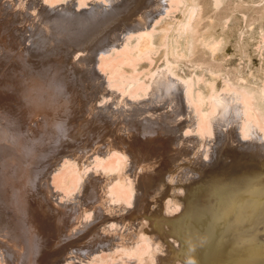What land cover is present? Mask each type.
<instances>
[{
  "label": "bare ground",
  "instance_id": "bare-ground-1",
  "mask_svg": "<svg viewBox=\"0 0 264 264\" xmlns=\"http://www.w3.org/2000/svg\"><path fill=\"white\" fill-rule=\"evenodd\" d=\"M7 2L0 4V264H25L33 253V264H264V84L226 79L218 92L215 80L176 74L180 39L189 57L196 47L205 15L199 0ZM95 40L106 47L90 50ZM200 44L211 55L226 46L218 35ZM159 53L163 68L151 73ZM28 86L38 87L39 117L24 109L38 99L22 93ZM31 122L35 139L45 134L39 123L46 135L93 122L111 130L105 137L106 127L94 129L91 140L106 138L98 145L56 149L44 171L40 157L35 177L45 189L30 185L20 196L16 179L26 182L46 138L28 144ZM171 216L183 223L176 227ZM70 227L75 238L61 239Z\"/></svg>",
  "mask_w": 264,
  "mask_h": 264
},
{
  "label": "rangeland",
  "instance_id": "rangeland-1",
  "mask_svg": "<svg viewBox=\"0 0 264 264\" xmlns=\"http://www.w3.org/2000/svg\"><path fill=\"white\" fill-rule=\"evenodd\" d=\"M1 1H3V5L5 7L8 6L7 0H0V4ZM198 3L199 5H201L200 8L201 12L202 13L204 12L205 15L201 17L196 27V40H195L196 47L194 48L193 55L189 57V47L186 45L187 41L184 37L180 39V43H181L180 52L184 53V58L180 61L179 65L177 66L176 74L179 77H191V78H194L196 75H199L202 77V80L204 81L215 80L218 92L219 90L223 89L222 88L223 85L225 86L223 82L225 81L226 83L227 81L226 79L232 81L235 84H241L242 82H246L249 86L252 85V87L253 86L258 87L264 84V39H263L264 35H262L264 33V19L261 18V15H263L264 13L263 12L264 0H221V4L219 5L218 9L213 8L212 0H199ZM17 4L18 1L16 2L15 5ZM0 12L3 13L1 10ZM173 14L175 15L173 16ZM173 14L171 15V17L174 20L177 18L178 12ZM129 20L132 19L128 18L125 21H120V23L128 24L130 22ZM197 21L198 19H196V22ZM52 22L53 21L49 20L42 24H53ZM60 32L62 33L61 30ZM207 35H214V36L218 35V37L224 38V41L226 43L225 44L226 49L224 48L216 52L215 54L211 55L206 49L202 48V45L200 44L201 41ZM96 41L97 40L92 42L90 47H92ZM26 42L28 43L29 40L28 41L26 40ZM29 45L34 46V43L33 44L29 43ZM96 47L102 48V47H106V45L104 44V41L98 40L94 45V48H91L90 50L98 49ZM160 54L161 53H159V55H157L154 58L155 60L150 66L149 70H151V73L155 72L156 69L161 70L163 68L164 60L162 59ZM145 64L146 63L144 61L141 63V65H145ZM68 80L69 79H67V81ZM36 87L34 88L31 86L25 87L22 93L28 95V97H34V96L37 97L35 91ZM77 91L78 90L75 89L73 94L75 95V92ZM41 103H42L41 100L38 98L36 102H30L29 108L25 107L24 109L29 110L30 108H33L37 113L36 117H39V115L42 113L41 112L42 107L40 105ZM56 110L57 109H55V113H57ZM73 111H74L73 115L79 112V110L75 112V109ZM64 116L67 119H69V116L66 115ZM102 123L104 124L103 126L97 125L96 122H93L91 125L87 123L84 126H80V128L78 129L76 128V126L73 128V126L69 124L67 127H63V130L58 129L54 133H50L48 135H46V130L42 128L43 123H39V126L37 127L39 128L40 131L45 132L44 135H42L40 132V137H41V138L39 137L40 141L46 136L44 140V146L42 149H40L38 152L34 154L33 159L31 160V162L34 160L31 163V169L30 168L26 169V172L28 173L26 182L24 181L23 177H22V182L20 181V179H16V181L19 183L16 190L20 191L21 188L20 196L24 195L25 189H28L30 185H32L33 187V192H36V190H38L37 187L39 186L41 190L45 189L44 186H42L41 183H39L41 181L40 176L35 177L36 171L38 170V166H39L38 161L40 157H42L41 159L42 162L45 163V159L47 162L45 167L41 169L42 171H44L46 170L48 163L52 160V157L55 154V150L59 149L60 147L66 148L71 145H77L83 143H86V146L98 145L99 143H101V141H105L106 138H103L100 141H96L97 143L91 140L90 137L91 135H93L92 132L94 131V129L96 132H99L100 130H98V128L102 129L106 127L105 137L108 135L109 131L111 130L109 129L110 125H106L105 122H101V124ZM28 124L32 125L29 131L26 132L28 144L29 143L36 144L39 138L35 139L36 138L35 135L31 132V129H33V125L35 127V124L34 122ZM51 127L55 129L56 122H53ZM69 128H71V131L74 130L73 134H71V131L68 130ZM11 155H12L11 157H13V154ZM29 156L30 155H28V157ZM23 158L26 159L25 157ZM7 167L6 169H2L3 173H5L8 170ZM22 170H23L22 167L19 166L17 168L16 175H19L22 172ZM40 174L41 173H39V175ZM9 175H10L9 172H6L5 175L6 178ZM1 183L2 180L0 179V186ZM42 197L44 198V196ZM80 214H81L80 210L69 212L68 213V215L70 216V218L68 219L69 222L73 225L74 220L76 219V217L79 218ZM145 216L149 217V215H145ZM170 218L171 220L174 219L172 221L175 222L176 227L178 226V224L183 223L181 219L175 220L173 216H171ZM20 220H25V218L19 215L18 221ZM63 222L64 221H62V223ZM149 223L153 226L157 225V228H161V226L157 224V221L151 220ZM100 228L101 227H99V229ZM192 229H191L192 232H195V229L194 228ZM70 230L71 227L67 229L66 234L61 239L68 240L70 238H75L76 234L74 232H73L74 233L73 237L70 236L67 237L68 235L67 233L71 232ZM86 231L87 229L84 232ZM190 231L188 228L187 232H189V234L192 233V232L190 233ZM96 233H97L96 231H91L88 234V238L94 239ZM64 243H62V245H64ZM62 253L63 251L61 250L58 252L59 255H61ZM32 256H36V253H33L32 255L27 257L26 261L23 259L25 261V264H33ZM179 256L180 254L178 255V257ZM41 258L44 257L40 256V259Z\"/></svg>",
  "mask_w": 264,
  "mask_h": 264
}]
</instances>
